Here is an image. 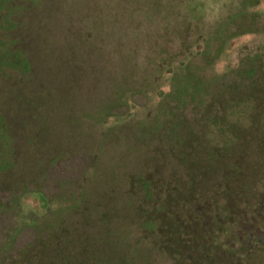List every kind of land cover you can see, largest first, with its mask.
<instances>
[{"label": "rangeland", "instance_id": "1", "mask_svg": "<svg viewBox=\"0 0 264 264\" xmlns=\"http://www.w3.org/2000/svg\"><path fill=\"white\" fill-rule=\"evenodd\" d=\"M24 1L22 19L26 24H0V116L7 120L14 150L9 170L0 169V248L7 241L13 242L14 249L35 242L44 245L40 235L46 228L63 229L65 236L81 230L99 242L101 216L86 213V218H81L74 212L83 200L91 198L103 205V213L102 208L108 205L116 222L132 220L135 231L129 238L142 250H150L151 264L153 258L155 264H174L168 249L172 253L180 249L185 254L180 263L184 264H264V246L258 244L253 252L240 246L250 234L254 239L264 237V137L248 141L246 137L255 130L261 136L264 128L250 125L249 104L237 103L238 107L221 112L217 107L210 112L216 124L204 128L202 149L190 145L195 148L187 152L190 165L164 168L159 173L156 180L168 179L171 192H180V202L169 203V193L166 200L152 206L140 193H134L130 209H142L145 217L152 214L151 232L139 228L140 215L123 213L127 205L123 209L124 200L118 199L125 197L134 174L147 178L155 170L150 164L160 166V136L157 133L151 142L138 144L131 134L135 119L150 122L153 131L166 123L163 117H152L170 89L169 78L199 58L206 44L211 41L215 48V38L226 39L214 62V74L235 69L241 59L258 58L257 71L248 84L260 88V79L264 83V0ZM17 3H1L0 14L4 6ZM241 15L244 24H236L239 19L232 21ZM239 25L254 31L229 38L228 32ZM15 57L22 59L23 67L14 65ZM43 82L53 92L54 102L53 109H41L55 121L51 119L36 137L28 131L27 122L42 123V111L32 112L29 105L40 106ZM241 93L237 100L246 98ZM250 93L256 102L263 95L262 91ZM118 94L128 104V114L99 116L96 110L100 105L117 99ZM181 112L185 119L179 118L177 124L184 125L178 131L183 142L189 128L204 123L198 120L201 111L193 112L191 106ZM115 143L101 159L104 145ZM165 150L163 147L165 154L173 155ZM130 154L124 168L121 157ZM153 157L157 160L150 162ZM203 161L204 175L198 170ZM115 164L121 166L101 177ZM243 164L247 172L236 175V170L231 176L233 168L243 170ZM24 184H29L28 189L16 192L14 198L3 192ZM103 187L117 199L102 200ZM172 222L181 228L180 233L173 231ZM65 236L55 237V244Z\"/></svg>", "mask_w": 264, "mask_h": 264}, {"label": "flooded vegetation", "instance_id": "2", "mask_svg": "<svg viewBox=\"0 0 264 264\" xmlns=\"http://www.w3.org/2000/svg\"><path fill=\"white\" fill-rule=\"evenodd\" d=\"M6 2L8 4V0H0V4ZM25 1L24 0H18V3L16 5H10L9 7L5 8L4 6L3 12L0 14V24H26L25 20L22 19V10L24 9ZM221 32V31H219ZM245 34V33H240ZM238 34V35H240ZM219 35V33H217ZM206 52V45L204 46L201 54L199 55V58H203L205 56ZM210 60L212 62V65L214 67V62L219 59L218 57H210ZM258 58H249L248 60L241 59L239 65L228 72L230 73V78L227 84L225 85H215V83L212 84V86L207 88V92L211 93L209 96V99L201 101V97L196 93V89L194 90V87L192 85H188L189 87L186 88V93L183 95L182 100H176L171 96V94L174 93V86H172L173 82V76L175 73L172 74V76L169 78L170 80V89L167 92V94L164 96L162 100L159 101L157 106V113L152 117L155 119L163 117L166 121V123H160L159 127L153 131V127L150 125V122L147 121H141L138 119H135L136 121L134 123L135 126L133 129L136 128L139 129L136 131H132L133 136L138 144L142 143L143 141H147V143L152 141V136L157 134V136H160L162 140V146L161 154L159 155V159L152 158L150 162L156 161L160 164V166L157 168L156 164H150L153 168H155L154 172L150 171L149 176L146 178L143 175L140 174H134L132 179L128 182L127 185V193L125 194V197L118 199H123V209L124 206L127 205V208L123 211V213L129 212L131 215L136 216L140 215L139 217V223L138 226L142 230H145L147 232H151L153 229V222L151 215H148L149 217H145V215L142 213V209H136L133 207V209H130L132 199L134 196V193H140V195L143 196L145 200H149L150 203H153L152 206L158 205L157 203L159 201H164L168 197L169 193V203H175L180 202V192L177 194L176 190L169 189L170 184L169 180H165V182H162L160 180H156L159 178V173L164 169H168L169 167L176 169L178 167H182L181 169L186 168L188 165H190V162L188 161V153H191L193 149H202L203 145L201 142L202 137L204 134V128L211 124H216V117H209L208 114H211L210 112L214 111L215 109H219L221 112L222 109L225 111H228L229 109H233L238 107L237 103H245L243 105L249 104V108L251 109L250 112H252V115L250 118L252 120L251 126H258L260 124L261 128H264V83L262 82V79L259 81V87L260 88H253L248 83H251V78L253 77V74L256 73L257 68H254V65L256 64ZM196 63V72L201 73L203 71V63H200V61H197ZM206 62V61H205ZM207 63V62H206ZM188 64H186L187 66ZM239 70V71H238ZM239 73H241L240 76ZM224 74V73H223ZM217 75V74H216ZM222 75V74H221ZM235 82L239 85L235 84ZM220 87H225V90L221 92V95H217L215 93V90L220 89ZM252 91H262L263 95L257 99L256 102L255 99L251 98ZM243 92V93H241ZM245 92V93H244ZM241 93L242 96H245L246 98L244 100H237L236 96ZM243 101V102H242ZM197 102V105L195 103ZM105 106L100 105V108H98L97 114L99 116H115V117H123L128 114V104L120 97L118 94L117 99H114L112 101H109L104 104ZM118 105L124 108L126 106L127 112L124 115H120L122 112L117 110L115 113H111L110 108L113 106ZM217 105V106H216ZM220 105V106H218ZM240 104V106H243ZM252 105V106H251ZM185 106H191V111L200 113L199 115V121H201L204 124L199 125L198 127H193L192 129L189 128L188 124L185 126V131H188V135L186 136L187 139L183 140V142L179 141L178 131L183 128V126H178L177 123L179 118L183 121L185 119V114L181 111L185 110ZM239 106V107H240ZM241 107V108H246ZM112 110V109H111ZM195 113V114H196ZM256 113V114H253ZM190 115V114H189ZM223 116V114H222ZM196 118V116H195ZM241 119V118H238ZM74 121V120H73ZM254 129V127H253ZM255 130V129H254ZM130 134V135H131ZM11 132L8 128L7 120L5 116H0V162L2 163L0 165V169L9 170V165L12 162V152L13 149L10 148L11 146ZM104 141L107 139L108 132L104 133L103 135ZM250 136V137H248ZM247 141L250 138H256L264 137V132L260 136V134H257V130H255L254 134H248L246 135ZM238 140H241L240 142L244 141L240 137H237ZM134 140V141H135ZM119 142V141H118ZM246 142V141H244ZM117 143L110 145L105 144L104 145V151L101 152V159L106 158L107 155L104 153L105 151H109L107 148L112 149ZM195 146V148L191 147ZM163 147L166 148V153H171L174 155H168L165 154L163 151ZM188 152V153H187ZM215 154V153H214ZM211 153L208 157H210ZM131 154L128 156H122L121 158L124 160H121L122 166L125 163V161L130 158ZM120 157V156H117ZM58 158V157H56ZM133 158L136 159L137 155H133ZM173 158V159H172ZM179 161V162H178ZM212 158L208 159V162L211 166L214 165V162H212ZM204 162V163H203ZM201 165L199 166L198 170L201 171V174L204 175V169L206 168L205 161H203ZM243 163V162H242ZM238 165V164H236ZM118 166H121L119 164H115L113 167L109 166L106 173H101L102 176H109L114 172V169ZM243 170L241 168L236 167L233 168V172L231 176L235 173L236 170L239 174L236 175H244L247 170L245 168V165H241ZM210 166L208 165L207 168ZM125 168V166H124ZM17 171L22 173V171ZM112 176V175H111ZM241 176V177H242ZM152 179V180H151ZM110 181V180H109ZM152 181V182H150ZM26 185V186H25ZM105 186H108V184H104ZM29 184L20 185L19 187H15L13 191L11 189L4 190L3 192H7L8 198H14L16 197V192H24L26 189H28ZM177 194V195H176ZM114 194L111 193L110 190H107L106 187H103L100 198L102 200L106 199H117V196H113ZM172 195H175V198L172 197ZM85 197V196H84ZM83 197V198H84ZM187 197L190 196L187 194ZM59 198V197H57ZM104 204H107V201H103ZM264 204V202H263ZM261 204L262 206H264ZM101 206H103L100 203L91 201V198L89 200H83L82 205L78 206V208L74 209V212L78 214L81 218H86V213L88 214H98L101 216V230H102V237L100 238L99 242H96V240H93L90 237H87L86 233L82 232L81 230H74L73 232H69L68 235L65 236L67 233L66 231H62L63 229H57V232L53 230L52 228H46L40 237H42V241L44 242H35L34 245H29L26 247H21L20 249H14L13 242L7 241L5 247L0 248V264H151L149 252L150 250H146L145 248L142 250L141 246L137 242H133L131 238H129V235L135 231L134 223L132 220L127 218H121L123 221L116 222L115 214H112V212L105 206L102 209L104 210V213L101 210ZM129 206V207H128ZM122 209V210H123ZM120 210V209H119ZM120 210V211H122ZM101 212V214L99 213ZM195 212V211H194ZM123 216V213L120 212ZM142 213V214H140ZM190 213V212H188ZM206 213V212H205ZM107 215V216H106ZM163 218V216L161 215ZM212 217L210 216V219ZM159 220V219H158ZM161 221V220H160ZM173 223V222H172ZM174 226L172 228L174 229V232L180 233V227L173 223ZM214 225V222L211 223ZM214 229L211 228V230ZM8 239L11 237L9 236L7 232ZM59 236H65L64 240L56 241L58 244H55V240H53L55 237L59 238ZM98 237V236H97ZM132 242V243H131ZM52 243V244H51ZM260 244L261 247L264 246V237L262 239H254L252 238V235L250 234L248 237V240L246 244H240V246H247L249 247L250 252H253L255 250V247ZM10 245V246H9ZM67 245V246H66ZM8 248L6 249V247ZM55 248V249H52ZM53 250V252H49V250ZM51 250V251H52ZM165 253V251L163 250ZM167 254L169 256H173L172 262L174 264H184L183 262L180 263L181 259L185 258V254L180 253V249L174 250L172 253L169 249L167 251ZM212 258H210L211 260ZM248 259V258H247ZM247 262H250L247 260ZM244 261V263H247ZM153 264L154 258H153ZM165 264V263H164Z\"/></svg>", "mask_w": 264, "mask_h": 264}, {"label": "trees", "instance_id": "3", "mask_svg": "<svg viewBox=\"0 0 264 264\" xmlns=\"http://www.w3.org/2000/svg\"><path fill=\"white\" fill-rule=\"evenodd\" d=\"M237 19L241 20L242 15L240 18H237V17L233 18L232 21H235ZM235 23L236 24H244V21L243 20L235 21ZM246 31L247 32L248 31H254V28L244 29L243 26L239 25L234 30H232L231 33L228 32L229 33L228 36H229V38H231L232 35H237L240 33H244ZM214 40H215L216 47L213 48V44L211 41L208 44H206L205 56L202 59L197 58V59H195L194 62H190L187 66H183L184 69H181V68L177 69V72L173 76L174 78H173V82H172V86H174L175 91L173 94H171V96H174L173 97L174 99L179 100V101L182 100V98H183L182 96L185 95V93H186V91H185L186 88L189 87L188 85L191 84L192 87H194V90L195 89L197 90L195 94H198L201 97V101H199V102H203V101L209 99V97H207V96H209L211 94V93L207 92L206 86L210 87V86H212L213 83H215V85H217V86L218 85H225L228 83L229 78H230V73H224L222 75L214 74L213 65H212V62L209 58V56L210 57L220 56V53L223 49V45L225 44L226 39L222 38V39H220V41H218V39L215 38ZM13 60H15V61H13V63L18 69H19V67L24 66L22 64L23 61L20 57H15ZM197 61H200V63H203V71L201 73L196 72V68H197L196 63H198ZM27 67L30 69L29 64L27 65ZM208 72L210 74H208ZM239 75L242 76L241 73H239ZM41 84H42V86H39V88L43 89L42 95L39 94V95H41V97H40V103L41 104H40V106L37 105L34 107H32V105L30 104L29 108L31 109L32 112L35 110L42 111L41 108L46 109V110L49 108L53 109L52 104L54 102V98H53L52 94H50L53 92H50V90H48V88H47L48 83L47 82H43ZM235 84H237V83L235 82ZM237 85H239V82ZM224 90H225V87H220L219 90H218V88H217V90H215V93H217V95H221L222 94L221 92H223ZM195 105H197V102L195 103ZM117 110L122 112L120 115H124L127 112L126 106H124V108H123L121 106L115 105L112 108H110L111 113H115V111H117ZM42 117H43L42 123H40V122L38 123L34 120L27 122L28 131H31V133H35L36 137L38 136L40 130L42 131L43 128L47 127V125L49 123H51V119L55 121V118H54V116H52L51 113H45L42 111Z\"/></svg>", "mask_w": 264, "mask_h": 264}]
</instances>
